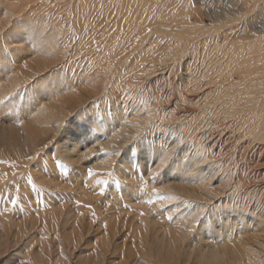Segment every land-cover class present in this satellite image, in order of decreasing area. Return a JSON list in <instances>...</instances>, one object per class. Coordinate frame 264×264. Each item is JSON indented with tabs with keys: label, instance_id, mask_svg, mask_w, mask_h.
Listing matches in <instances>:
<instances>
[{
	"label": "bare ground",
	"instance_id": "1",
	"mask_svg": "<svg viewBox=\"0 0 264 264\" xmlns=\"http://www.w3.org/2000/svg\"><path fill=\"white\" fill-rule=\"evenodd\" d=\"M63 1L0 0L7 18L0 27L2 264H46L45 254L57 250L49 244L38 257L31 250L53 227L52 237L62 236L70 249L55 254L54 264L113 262L102 249L83 258L75 254V237L94 232L105 236L108 250H122L125 264H264V239L255 245L246 237L238 252L229 244L235 229L244 232V219L264 230V169L257 171L264 155V0H68L69 23L61 16ZM204 17L214 24L207 26ZM113 29L117 40L106 46L101 38ZM25 47L33 60L20 64L15 58ZM163 48L171 56L168 86L185 82L190 92L205 90L202 100L165 89L152 99L139 91L148 81L154 91L162 84L163 78L148 79L147 73L161 71L155 51ZM139 52L142 58L135 60ZM160 103L171 105L186 139H171L154 119L138 127L131 112L159 109L162 119L169 112ZM230 128L242 136L231 153L222 139ZM56 154L58 161L47 164L44 156ZM225 158L231 170L222 173ZM218 174L223 182L212 181ZM171 175L172 181L163 179ZM82 177L93 178L97 194L64 191L71 188L64 182L78 184ZM57 201L65 209L51 217L46 210V220L42 210L56 209ZM99 218L104 230L93 225ZM27 235L31 242L22 244ZM139 245L149 250L139 253Z\"/></svg>",
	"mask_w": 264,
	"mask_h": 264
},
{
	"label": "rangeland",
	"instance_id": "2",
	"mask_svg": "<svg viewBox=\"0 0 264 264\" xmlns=\"http://www.w3.org/2000/svg\"><path fill=\"white\" fill-rule=\"evenodd\" d=\"M66 1H68V0H65V1H63L64 2V4H65V6H63L64 4H63V2L60 4L61 6H59L60 8H61V10H62V12H61V16H64V18H65V22L64 23H69V19H68V16H67V10H68V8L70 9V4H68L69 5V7H68V5L66 6V4H67V2ZM74 1H78V0H74ZM84 0H82V1H80V2H83ZM80 4V3H79ZM78 4V7H80L81 6V4L79 5ZM65 7V8H64ZM63 8V9H62ZM201 9H204V7H200ZM75 9L76 8H72V10H74L75 11ZM63 10H64V12H63ZM71 10V11H72ZM4 10L3 9H0V27L2 28L3 26H5V22H7V18H6V16L4 15V12H3ZM66 11V12H65ZM193 18V20L195 19L194 17H192ZM68 19V20H67ZM204 22H205V24L207 25V26H212L213 24H214V22H212L208 17H204ZM69 24H66L65 25V27L66 26H68ZM114 25V24H113ZM97 28V27H96ZM116 29H118V28H116ZM116 29H113V30H108V35L107 34H105V38L104 37H102L101 39H104L105 41L103 42L106 46L109 44V45H113V43H114V41L115 40H117L116 39V37H114L113 36V34L115 35V31H116ZM117 34H118V32H116ZM110 34V35H109ZM110 36V37H109ZM111 36H113V37H111ZM159 36H162V34H159ZM118 37H119V35H118ZM79 38V37H78ZM107 38V39H106ZM108 38H109V40H111V41H109L108 40ZM173 37H171V41L173 42V41H175V42H177V37H175V38H173ZM75 39H77V38H75ZM119 39V38H118ZM175 39V40H174ZM78 40V39H77ZM114 40V41H113ZM166 39L164 38V40L163 41H165ZM113 41V42H112ZM162 41V42H163ZM107 42V43H106ZM166 42V41H165ZM165 42H163V43H161V42H156V45H158L159 46V43L162 45V44H164ZM174 42V44H175V47H176V45H177V43H175ZM15 45V44H14ZM14 45H12V46H14ZM154 46V44L152 45V47ZM174 47V45L172 46V48ZM174 47V48H175ZM25 48H27L26 50H23L21 53H19L17 56H16V58L15 59H19L20 61H19V63L20 64H24V62H30L31 60H33V57H32V55H31V53H30V49H29V47H25ZM173 48V49H174ZM177 49V48H176ZM145 50V49H144ZM175 50V49H174ZM151 51H153V50H151ZM162 51H163V53H162ZM173 51V50H172ZM169 51H166V49H160V51H155V54H157L158 56H159V68H161V71H159L158 73V75H155V74H153V73H147L148 75H147V77H148V79H152V78H156L157 76L159 77V78H163V79H160V81L162 82V84L159 82L158 84H161V85H159V86H157L155 89V91H154V89H152V88H154V84L151 82H147L146 84H144V86L143 85H141L142 87L139 89V91H146V93H148V95H150V97L153 99V98H155L156 96L154 95L155 94V92L156 91H159L160 89H161V91H163L164 89L165 90H170L169 91V93L168 94H170L171 93V91H173V93H172V95H177V96H182V94L181 93H179L178 91H180V92H182L183 94H185V93H188V95H189V98L190 97H197V98H201V100L205 97L204 95H203V93H204V91L203 90H201V91H199V92H190L191 90H192V86H190V85H188V86H185V82H182V84H180V86L178 87V88H172V87H170V86H168V82H167V80H166V78L168 77V74H169V67H167V65H169V62L170 61H168L167 59H169L171 56H168L167 55V53H168ZM166 53V54H165ZM136 55L137 56H134V59L135 60H139L140 59V57L142 58V53H136ZM164 56H165V58H164ZM174 56V55H173ZM137 57V58H136ZM168 57V58H167ZM167 58V59H166ZM166 62V63H165ZM162 63V64H161ZM165 65H164V64ZM132 64V63H131ZM158 64H156V65H158ZM164 68V69H163ZM166 68V69H165ZM168 69V70H167ZM209 72V70L206 72V73H208ZM69 73H71V72H69ZM68 73V74H69ZM71 76V75H70ZM135 78H137L138 77V75L136 76V75H133ZM164 76V77H163ZM211 76V75H210ZM204 79H206V77H204V78H202V80L203 81H201L200 83H203V82H205V80ZM40 80H43V78H41ZM180 80V81H179ZM153 82H154V79L152 80ZM175 82H181V79H177V81L175 80ZM165 83V84H164ZM200 83H199V85H200ZM164 84V85H163ZM198 84V83H197ZM195 85V84H194ZM77 88L78 89H82L79 85L77 86ZM179 89V90H178ZM62 96V95H61ZM211 97V98H210ZM210 97H207V98H205L204 100H203V102H205L206 100L209 102L210 101V99H212V95L210 96ZM151 99V100H152ZM155 100V99H154ZM186 105V104H185ZM156 106H158L161 110L162 109H168V116H165L164 118H162V119H160L159 117H157L156 116V113L158 112V110L157 111H151V110H142V111H140V110H137L138 111V115L137 114H135L133 111V113L131 112V115H132V117H136V118H134V120L135 119H137L139 122H140V124H138V127H141V126H145V124H149L150 123V120H152V119H154V124H160V123H164V128H166L167 130H168V133H171L172 135L170 136L171 137V139H175V137H177V135H179L178 136V139H186L185 138V136L182 138L181 136H183L184 135V133H185V131H183V130H180V129H178L175 125H176V121L174 120V119H172L173 118V116H172V113H170L171 111H169V110H171V108H169V107H171V105H168V104H162V103H160V104H158V105H156ZM187 107H189V108H191V109H198V107H195V106H191L190 104H187ZM204 109V108H203ZM183 109H179V111H182ZM137 111H135V112H137ZM199 111V110H198ZM207 112V113H206ZM208 113H210V111L208 112V111H205L204 112V115L205 114H208ZM131 115H130V117H131ZM202 115H203V113H202ZM203 115V117L204 118H206V117H208V116H204ZM140 119V120H139ZM133 120V119H132ZM166 120V121H165ZM153 121V120H152ZM166 122V123H165ZM220 122H222V121H220ZM225 121H223L222 123H224ZM186 123H188V119H186ZM221 123V124H222ZM142 124V125H141ZM151 124V123H150ZM173 124V125H172ZM175 124V125H174ZM178 124V123H177ZM218 127L219 126H217V127H214L213 128V131H217L218 130ZM177 128V129H176ZM194 128V127H193ZM216 128H217V130H216ZM231 129L232 128H230V129H224L223 130V134H224V136H222L223 138L222 139H224L225 141H226V143L224 142V144L223 145H227V150H229V152L231 153V152H233L234 150V144L233 143H237V141H236V139L238 140H240V139H242V136L241 135H239L238 134V132H235V134H237V135H233L232 134V132H231ZM180 130V131H179ZM227 130H229V131H227ZM227 131V132H226ZM182 134H181V133ZM228 132H229V134H228ZM225 133H227L228 134V139L225 137V135H227V134H225ZM231 133V134H230ZM230 135H231V138H230ZM239 135V136H238ZM235 137V141H234V137ZM237 136H238V138H237ZM240 137V138H239ZM170 139V140H171ZM188 139V138H187ZM229 140H231V141H229ZM228 143H230V144H228ZM230 145V146H229ZM229 152H227L226 154H228ZM55 155V154H54ZM57 154H56V156H53V155H50V157L48 156V157H46V156H44V158H45V160L47 161L46 163L47 164H49V165H52V164H55L57 161H58V159H57ZM49 160H48V159ZM226 159V163L228 164V165H226L225 166V168L226 169H228V170H225L224 169V171H220V172H222V173H224L225 171L226 172H228L229 170H231L230 169V158H229V160L227 159V158H225ZM224 159V160H225ZM260 159H261V157H260ZM264 155H263V157H262V160L259 162V166L257 167V171L259 172V171H261L262 169H264ZM53 160V161H52ZM56 160V161H55ZM227 166H229V167H227ZM264 171V170H263ZM230 172V171H229ZM257 172V173H258ZM256 173V174H257ZM223 174H218V176H216L215 178H213L212 179V181L214 180V181H217L216 179H222V182L224 181V179H223ZM170 177H171V179H170ZM170 177H163V179H167V178H169V180L170 181H172L173 180V178L172 177H174L173 175H171ZM90 178H84V177H82V178H80L79 179V181L80 182H78V184H77V182H74V181H71V184L72 185H70V184H68V183H70V182H64V184L66 183L67 185H69L71 188H69L67 185V188L68 189H65L64 191L66 192V191H73V192H75L76 190H77V192H79L78 190H80L81 192H83V193H87L88 195H93L94 196V194H92V193H96L97 192V186L94 184V185H92L91 184V181H93V178H91V180H89ZM103 179V178H102ZM162 179V180H163ZM85 180V181H84ZM81 181H82V183H81ZM102 181V180H101ZM73 182V183H72ZM84 182V183H83ZM85 182H86V185H85ZM79 183H80V185H79ZM88 183H90V184H88ZM164 183V182H163ZM162 183V184H163ZM167 184H169L170 182H166ZM165 183V184H166ZM216 184H217V182H215ZM81 184H83V185H81ZM162 184L160 185L162 188V190H168L169 189V186H167V185H165V184H163V186H162ZM216 184H214L215 186H216ZM222 184V183H221ZM221 184H219V187L221 186V187H225V185H221ZM91 185V186H90ZM218 185V184H217ZM86 186V187H85ZM75 187V189L76 190H73V188ZM85 188H88V190L86 191V189ZM167 188V189H166ZM90 189H91V191H90ZM90 192H91V194H90ZM85 193V194H86ZM97 194V193H96ZM208 195H210V194H208ZM98 198V195L97 196H95V198ZM60 199V198H59ZM69 200H71V198L70 199H66V200H64V201H66L65 203H64V201H63V199H61V201H63V205L66 207V206H71V204H72V202H73V200L72 201H70V202H68L67 203V201H69ZM62 203V202H61ZM60 203V201H57V204H56V209L54 208V207H52L51 208V210H50V206H48L47 207V209H43L42 210V212H44V215H45V217H46V220H47V217L48 216H53V214H56V210L58 211L57 212V214L58 213H60V212H62V211H59V210H63V209H65V207L64 208H60V207H62L63 205ZM67 203V205H65ZM70 203V204H69ZM113 202H111V204H112ZM69 204V205H68ZM61 205V206H60ZM60 206V207H59ZM58 208H60V209H58ZM46 210H48L49 212V214L47 213V211ZM52 210H54V211H52ZM51 211V212H50ZM111 211V210H110ZM113 211V210H112ZM53 212H55V213H53ZM51 213V214H50ZM46 214H48V216L46 215ZM115 214H117L116 212H115ZM133 213H131V215H132ZM118 215V214H117ZM129 215H130V213H129ZM44 216H41V218L42 219H44L43 218ZM42 219L41 220H39L40 221V223L38 222V225L41 227V226H43L42 224H43V222H41L42 221ZM109 219V218H108ZM101 220L102 219H97V220H94V222H93V225H97V223L96 222H98L99 223V225H100V228L101 229H103L104 228V226H105V224L104 223H102L101 222ZM246 220V222H244ZM248 219H244V225H245V227H244V232L243 231H240V229H239V231H238V228H237V231H236V229H235V232L234 233H238V236H234V233H233V235L232 236H230V241L227 239V241H229V244H230V242L231 243H233V246H232V248L234 247V249L237 247V252L239 251V249H241V248H243V249H245L246 248V246H245V241L247 240V238L248 237H252L253 238V236H254V238L253 239H255V240H252V238L250 237V239L249 240H251V243L253 242V244H255L256 242H258L259 243V241L261 240V239H264V232H263V234H259V232L260 233H262V231H264V230H262L263 228H262V224L261 223H255V222H250V221H247ZM2 222H5L4 220H2ZM242 222V223H243ZM250 222V223H249ZM6 223V222H5ZM95 223V224H94ZM138 223V222H137ZM249 225H248V224ZM254 223V224H253ZM10 224V225H9ZM41 224V225H40ZM103 226H102V225ZM255 224H257V226H255ZM261 224V225H260ZM264 224V223H263ZM7 225H9V226H11V223H6L5 224V226H7ZM95 225V226H96ZM138 226H137V228H138V232H137V234H138V236L140 237V238H142V240H144V238H145V240L144 241H147L149 238H146L147 236H148V233H147V231L146 230H144V229H142V228H140L139 227V224H137ZM243 224L241 225V227H243L244 226ZM256 227V228H254V226ZM8 226V227H9ZM49 227H47L48 229L51 227V225L49 224L48 225ZM98 226V225H97ZM96 226V227H97ZM7 227V228H8ZM240 227V228H241ZM263 227H264V225H263ZM52 228V227H51ZM1 229H2V227H1ZM53 229H55L54 227L52 228V230H51V233H49L50 232V230H49V232H48V230L46 231L47 233L45 234V235H51V236H45V237H43V238H39V240H41V243L40 244H42V245H40V244H38V242H36L35 241V243H34V245H33V251L31 250V252L32 253H35L36 255H37V257L38 256H41V253H42V255L44 256V254H45V252H44V254H43V252H41V251H47L46 249L44 250V249H42L44 246L46 247V246H48L49 244V246L51 247V249L53 250H57V251H53L51 254H54V255H51V254H49L48 252H47V254H45V256L48 258H46L45 259V262H47L46 264H51L52 263V261H53V259L55 260V259H57V258H59L58 256H57V258H55L54 256H56L57 254L59 255L60 254V251H69V250H67L68 248H69V243L61 236H59L58 237V239H57V237H55V236H53L52 237V235L53 234H56V233H54V230ZM104 230V229H103ZM248 231V232H247ZM249 231H251V233L249 232ZM247 232V233H246ZM49 233V234H48ZM231 233V232H230ZM251 235H250V234ZM258 235V237H257V235ZM86 236H83V237H80L81 238V240H82V238H83V242L82 241H80L79 239V237H75V240H77L76 241V245L78 246V249H76V251H75V254H77V256L79 257L80 255V257H85L86 255H90V256H92V252L94 251H96V253H98L99 252V250L100 249H102L101 251H103L105 254L107 253V255H106V257H105V259L107 258V259H109V260H107V261H113V262H111L110 264H113L114 263V259H118V257H117V254H118V256H120V258L118 259V260H115V264H123L124 262H125V255L123 254V252H121L122 250H119L118 251V249H117V251L115 250L116 248L115 247H113L114 248V252H113V249H110V250H108V248H106V246L107 245H105V244H103V240H102V238H104L105 236L104 235H97L95 232L93 233V235H92V233H90V236H89V234L87 235V234H85ZM228 235V233H226V236ZM236 235V234H235ZM28 236V235H27ZM25 236V238H27V240L25 239V238H23V240H22V244H23V242L26 244H28L29 242H31V241H28V240H30V236ZM39 236V235H38ZM75 236V235H74ZM100 236V237H99ZM143 236H144V238H143ZM229 236V235H228ZM256 236V237H255ZM48 237V238H47ZM138 237V238H139ZM232 237V238H231ZM233 237H234V239H236V237H238V239L236 240V241H233L234 239H233ZM242 237L243 238V240H241L240 238ZM247 237V238H246ZM29 238V239H28ZM62 238V239H61ZM77 238H79V239H77ZM107 238V237H106ZM258 238V239H257ZM244 239H246L245 241H244ZM36 240V239H35ZM129 240V244H132V238H130V239H128ZM241 240V241H240ZM257 240V241H256ZM42 241H43V243H42ZM45 241V242H44ZM60 241V242H59ZM48 242V243H47ZM66 242V243H65ZM77 242H79L78 244H77ZM81 242V243H80ZM237 242V243H236ZM64 243H65V245H64ZM239 243V244H238ZM241 243H244V244H242L241 245ZM246 243H248V241L246 242ZM45 244V245H44ZM257 244V243H256ZM255 244V245H256ZM103 245H104V247H103ZM230 245H232V244H230ZM40 246V247H39ZM59 246V247H58ZM61 246V247H60ZM65 246V247H64ZM141 248H137V251L139 252V253H141V252H144V250H149V246H147V245H143V247L141 246V245H139ZM241 246V247H240ZM64 248V249H63ZM40 249V250H39ZM58 249H60L59 250V252H58ZM51 250V251H52ZM105 250H107V251H109V252H107V251H105ZM36 251V252H35ZM37 251H39V253H37ZM113 252V253H112ZM116 252V253H115ZM241 252V251H240ZM95 253V254H96ZM109 253H112V254H109ZM39 254V255H38ZM56 254V255H55ZM62 254V253H61ZM94 254V253H93ZM114 254H116V256L114 255ZM35 255V256H36ZM124 255V256H123ZM60 256V255H59ZM112 256V258H111V260H110V257ZM25 257H28V256H25ZM54 257V258H53ZM28 258H30V257H28ZM2 259L3 258H0V264H2ZM52 260V261H51ZM59 260H61V259H58V261ZM50 261V262H49ZM106 261V263H109V262H107ZM122 262V263H121ZM248 261H246V262H244L243 264H245V263H247ZM52 264H54V261H53V263ZM125 264V263H124ZM194 264V263H193ZM196 264H198V263H196Z\"/></svg>",
	"mask_w": 264,
	"mask_h": 264
},
{
	"label": "snow or ice",
	"instance_id": "3",
	"mask_svg": "<svg viewBox=\"0 0 264 264\" xmlns=\"http://www.w3.org/2000/svg\"><path fill=\"white\" fill-rule=\"evenodd\" d=\"M0 102H2V101H0ZM165 158H166V156H165ZM161 163H164V160H162ZM88 172H89V174H92L93 170L91 168H89ZM169 219H172V217L169 216Z\"/></svg>",
	"mask_w": 264,
	"mask_h": 264
}]
</instances>
